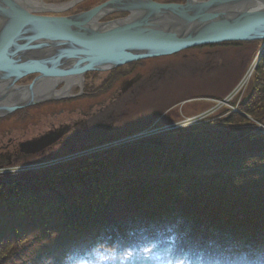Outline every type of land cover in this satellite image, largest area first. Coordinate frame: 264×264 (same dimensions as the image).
Returning <instances> with one entry per match:
<instances>
[{
    "label": "trees",
    "instance_id": "obj_1",
    "mask_svg": "<svg viewBox=\"0 0 264 264\" xmlns=\"http://www.w3.org/2000/svg\"><path fill=\"white\" fill-rule=\"evenodd\" d=\"M262 45L206 46L246 50L245 66L259 48L242 114L210 125L242 136L170 131L0 184V264H264Z\"/></svg>",
    "mask_w": 264,
    "mask_h": 264
},
{
    "label": "water",
    "instance_id": "obj_2",
    "mask_svg": "<svg viewBox=\"0 0 264 264\" xmlns=\"http://www.w3.org/2000/svg\"><path fill=\"white\" fill-rule=\"evenodd\" d=\"M28 2L0 0V118L70 99V87L89 73L198 47L264 41V0H109L67 17L39 16L36 11L50 9ZM120 13L126 16L105 21ZM30 76V84L17 86ZM49 142L42 138L23 148L31 156Z\"/></svg>",
    "mask_w": 264,
    "mask_h": 264
},
{
    "label": "rangeland",
    "instance_id": "obj_3",
    "mask_svg": "<svg viewBox=\"0 0 264 264\" xmlns=\"http://www.w3.org/2000/svg\"><path fill=\"white\" fill-rule=\"evenodd\" d=\"M28 1L39 2V0ZM40 1L50 10H38L35 13L39 16L49 17L72 16L105 3L104 0H77L75 4L73 2L76 0ZM124 16L126 14H115L107 17L105 21ZM263 49L264 45L261 46V50ZM258 50L259 48L256 49V54L252 55V60L246 66L243 62V56H247L244 54L247 52L246 50L239 52L235 49L224 48L212 51L206 49V46L168 57L140 61L136 66L147 67L140 79L146 84L142 89H139L140 92L136 91L134 95L130 91L116 99L107 98V96L98 98V108L102 110L99 116L105 117L107 121L98 127V130L92 135L93 138L81 136L80 141L83 140V146L75 152L65 149L64 152L37 153L20 159L17 163L0 167V184L2 185L11 177L51 172L60 166L89 157L103 156L110 150L140 142H149L170 131L177 134L178 132L197 133L199 135L206 134V136L209 134L208 131L222 134L228 131L229 134L226 135L242 136L247 130L245 126L233 124L217 126L215 124L217 126L215 128L210 125L227 116V113L228 115L242 114L239 105L248 92L250 80L258 61ZM248 55L250 54L248 53ZM115 70L98 73L101 77L93 81L95 83L93 86H101L102 81L111 75L120 76L130 72L128 70L112 73ZM30 77V79L26 77L20 80L17 86L30 84L35 76ZM103 77L104 80H102ZM87 78L90 77L87 76ZM88 81L91 79L82 83L81 92L88 91L84 89ZM77 86L78 84L74 83L69 89L70 96L80 92L76 88ZM63 87L64 84L57 88L58 94ZM87 89L91 91L89 86ZM224 93L226 95L223 100L219 99L218 95ZM69 100L71 99L30 106L0 118V141L6 143L9 138L15 137L20 141L27 140L39 132L48 130L51 124L61 123L64 119L68 120L69 118H83V116L75 115V112L59 114L55 111L48 115L40 114L45 106L58 110L74 105ZM29 113L38 114L37 118H31ZM110 113L111 116L108 118ZM247 119L254 122L250 117ZM255 125L257 132L264 133V125L256 123ZM114 142H117L118 145H112Z\"/></svg>",
    "mask_w": 264,
    "mask_h": 264
},
{
    "label": "flooded vegetation",
    "instance_id": "obj_4",
    "mask_svg": "<svg viewBox=\"0 0 264 264\" xmlns=\"http://www.w3.org/2000/svg\"><path fill=\"white\" fill-rule=\"evenodd\" d=\"M141 66L131 67L127 74L120 76H109L106 79L103 77L101 86L94 87L93 81L101 77L100 75H93L90 78L85 76V81L91 79V81L86 82L84 89L88 90L86 92H81L83 89L82 83L78 84L76 87L80 90L79 93L72 96L69 100L74 105L70 107H64L62 109H49V106H45L40 114L48 115L51 113H73L75 115L83 116V118L76 119H64L61 123L51 124L48 130L37 133V135L32 136L30 139L20 141L18 138H9L6 143L0 141V167L11 165L17 163L20 159L26 158V150L23 148L25 143H34L42 138H47L49 142L43 149L39 150L38 153L45 154L46 152H64L66 150L75 152L80 149L83 144L80 141L81 136H86V138H93V134L98 130L100 125L106 123V118L99 116L102 112L99 109V97L107 96V98L116 99L118 96L126 94L127 92L134 95L136 91L140 92V88L146 84L141 81V76L147 67L140 68ZM116 77V78H115ZM84 81V82H85ZM88 86L91 88L89 91ZM72 87H70L71 89ZM75 88V89H76ZM62 90L59 91V93ZM66 100V99H65ZM64 101V100H63ZM68 101V100H67ZM55 103V102H53ZM50 104V103H49ZM39 107V106H38ZM37 108V107H33ZM40 108V107H39ZM114 113V111H111ZM55 113V114H56ZM30 114V113H29ZM54 114V115H55ZM38 114H30L31 118L36 119ZM41 116V115H39ZM111 113L108 115V118ZM21 120V119H20ZM111 127V126H110ZM35 148V147H34ZM32 148V149H34ZM66 149V150H65ZM26 151V152H25Z\"/></svg>",
    "mask_w": 264,
    "mask_h": 264
},
{
    "label": "bare ground",
    "instance_id": "obj_5",
    "mask_svg": "<svg viewBox=\"0 0 264 264\" xmlns=\"http://www.w3.org/2000/svg\"><path fill=\"white\" fill-rule=\"evenodd\" d=\"M33 8H36V9H45V8H47L46 7V5H44L43 3H42V1H40L39 0V2H37V3H32V2H28ZM112 145H114V146H116V145H118V143L117 142H114V143H112Z\"/></svg>",
    "mask_w": 264,
    "mask_h": 264
}]
</instances>
